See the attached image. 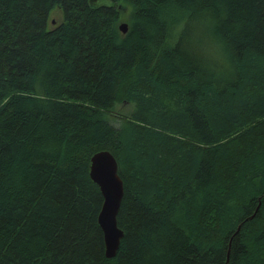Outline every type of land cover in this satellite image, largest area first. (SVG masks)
Wrapping results in <instances>:
<instances>
[{"label":"trees","instance_id":"1","mask_svg":"<svg viewBox=\"0 0 264 264\" xmlns=\"http://www.w3.org/2000/svg\"><path fill=\"white\" fill-rule=\"evenodd\" d=\"M95 2L0 0V264H264V0Z\"/></svg>","mask_w":264,"mask_h":264},{"label":"water","instance_id":"2","mask_svg":"<svg viewBox=\"0 0 264 264\" xmlns=\"http://www.w3.org/2000/svg\"><path fill=\"white\" fill-rule=\"evenodd\" d=\"M122 34L128 26H119ZM89 176L97 186L103 202L98 214L97 223L102 232L105 256L110 259L116 255L124 232L117 226V215L124 195L123 181L118 174V163L108 151H100L90 158Z\"/></svg>","mask_w":264,"mask_h":264},{"label":"rangeland","instance_id":"3","mask_svg":"<svg viewBox=\"0 0 264 264\" xmlns=\"http://www.w3.org/2000/svg\"><path fill=\"white\" fill-rule=\"evenodd\" d=\"M95 4L96 5H106V6H108V5H111V0H96ZM115 111L120 113V114L129 115V113L127 112V110L125 108L121 109V111L118 110V108H116Z\"/></svg>","mask_w":264,"mask_h":264}]
</instances>
